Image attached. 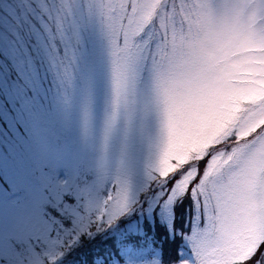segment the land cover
<instances>
[{"label":"snow or ice","instance_id":"6c2138e0","mask_svg":"<svg viewBox=\"0 0 264 264\" xmlns=\"http://www.w3.org/2000/svg\"><path fill=\"white\" fill-rule=\"evenodd\" d=\"M0 264H264V0H0Z\"/></svg>","mask_w":264,"mask_h":264},{"label":"rangeland","instance_id":"374dc122","mask_svg":"<svg viewBox=\"0 0 264 264\" xmlns=\"http://www.w3.org/2000/svg\"><path fill=\"white\" fill-rule=\"evenodd\" d=\"M97 47H100L99 41H97ZM199 141V146L203 147L204 144L207 143L209 137L207 135H201V137L197 138Z\"/></svg>","mask_w":264,"mask_h":264}]
</instances>
